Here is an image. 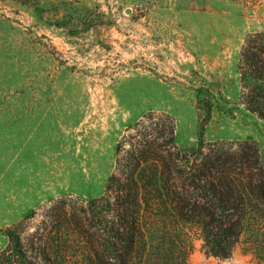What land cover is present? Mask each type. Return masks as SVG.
<instances>
[{
  "label": "rangeland",
  "instance_id": "rangeland-1",
  "mask_svg": "<svg viewBox=\"0 0 264 264\" xmlns=\"http://www.w3.org/2000/svg\"><path fill=\"white\" fill-rule=\"evenodd\" d=\"M261 31L264 0H0V249L4 229L33 211L21 226L30 243L69 205L87 208L117 142L147 113L174 118L181 149L201 132L252 140L264 156V119L242 103L238 72L245 37ZM43 182L66 187L40 197ZM181 229L189 264H263L251 241L264 239V205L226 258L206 252L197 225Z\"/></svg>",
  "mask_w": 264,
  "mask_h": 264
},
{
  "label": "trees",
  "instance_id": "trees-1",
  "mask_svg": "<svg viewBox=\"0 0 264 264\" xmlns=\"http://www.w3.org/2000/svg\"><path fill=\"white\" fill-rule=\"evenodd\" d=\"M238 72L242 103L264 119V31L245 37ZM203 108L208 115L211 105ZM174 134L167 113H147L128 126L103 193L87 208L69 205L38 241L22 236L34 211L6 227L0 264H189L181 229L188 223L200 228L206 252L229 257L250 214L264 205V156L252 140L207 142L201 132L181 149ZM62 225L68 230L59 232ZM251 243L264 264V239Z\"/></svg>",
  "mask_w": 264,
  "mask_h": 264
},
{
  "label": "crops",
  "instance_id": "crops-1",
  "mask_svg": "<svg viewBox=\"0 0 264 264\" xmlns=\"http://www.w3.org/2000/svg\"><path fill=\"white\" fill-rule=\"evenodd\" d=\"M43 130H44V128H43ZM46 142L47 141H45V143ZM45 143H44V146L46 147L48 144L47 143L45 144ZM52 144L54 145V142H52ZM23 176H24L23 172H19L18 177H17L18 180H19L20 177H23ZM38 177L40 178V175H38ZM46 177L47 176H45V178ZM49 177H50V179H53L54 177H56V178L57 177H60L59 170L58 169H55V170L50 171ZM20 179H22V178H20ZM46 185H48V186H46ZM35 187L37 188V190H39V191H36V194L35 195H37V196L39 195L41 197L43 194H45L46 197H52L55 194H57L59 192H62L64 190V188L66 187V185H64V187H62V185L61 184H58V183L55 184V185H53V184H47V182H43V184H41V185H38L37 184V186H35ZM16 188H17V196L21 199L22 197H20L19 195L20 194H23L24 195L26 186L24 185V183L17 182ZM28 189L30 191H34L35 188L33 190L31 188H28ZM40 190H42V191H40Z\"/></svg>",
  "mask_w": 264,
  "mask_h": 264
}]
</instances>
